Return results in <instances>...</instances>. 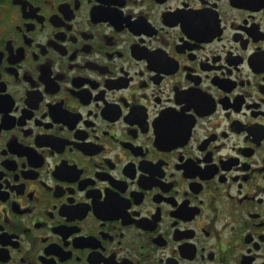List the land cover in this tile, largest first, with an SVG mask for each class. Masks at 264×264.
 <instances>
[{"label": "flooded vegetation", "instance_id": "flooded-vegetation-1", "mask_svg": "<svg viewBox=\"0 0 264 264\" xmlns=\"http://www.w3.org/2000/svg\"><path fill=\"white\" fill-rule=\"evenodd\" d=\"M0 264H264V0H0Z\"/></svg>", "mask_w": 264, "mask_h": 264}]
</instances>
